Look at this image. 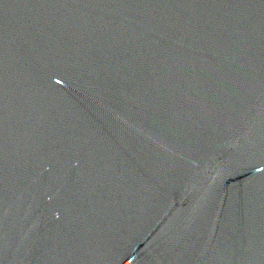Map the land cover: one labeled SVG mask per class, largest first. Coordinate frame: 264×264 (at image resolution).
Here are the masks:
<instances>
[{"label":"water","instance_id":"1","mask_svg":"<svg viewBox=\"0 0 264 264\" xmlns=\"http://www.w3.org/2000/svg\"><path fill=\"white\" fill-rule=\"evenodd\" d=\"M0 264H264V0H0Z\"/></svg>","mask_w":264,"mask_h":264}]
</instances>
